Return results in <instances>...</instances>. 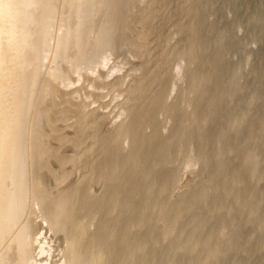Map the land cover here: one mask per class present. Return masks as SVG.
<instances>
[{
  "label": "rangeland",
  "instance_id": "rangeland-1",
  "mask_svg": "<svg viewBox=\"0 0 264 264\" xmlns=\"http://www.w3.org/2000/svg\"><path fill=\"white\" fill-rule=\"evenodd\" d=\"M86 1H45L53 19L35 5L24 56L38 73L23 67L21 87H32L4 91L23 110L0 264H264V0Z\"/></svg>",
  "mask_w": 264,
  "mask_h": 264
},
{
  "label": "bare ground",
  "instance_id": "bare-ground-1",
  "mask_svg": "<svg viewBox=\"0 0 264 264\" xmlns=\"http://www.w3.org/2000/svg\"><path fill=\"white\" fill-rule=\"evenodd\" d=\"M40 1H42V0H40ZM47 2V4H45L44 2ZM51 1H53V0H51ZM55 1V0H54ZM65 1H67V0H65ZM70 0H68V2H69ZM76 2V0H73V2ZM81 1V0H80ZM84 1V3H85V5L86 4H88L87 3V1L86 0H83ZM86 1V2H85ZM90 1H92V0H90ZM36 2H37V0H0V120H1V117H2V111L4 112V110L5 109H7L8 111L6 112V110H5V113H8L7 115L6 114H4L5 116H7L5 119H7L6 121H3L5 124L2 126L1 125V122H2V120H1V122H0V207L2 206V202H3V204H4V201H2L3 199H2V192H4V193H6L3 189L4 188H6V187H4V183H5V179H3L4 177H5V173H6V170H7V168H10V166H11V161H12V159L14 160L15 159V156L13 157V158H11L10 159V156H13L14 154L13 153H10V151L11 150H13L12 149V147L10 146L11 145V140H13L14 139V137H13V134H14V136H17V138L18 139H20V137H18V135L15 133V129H17L16 127H15V129L13 130V128H14V125H16V123H14V121L12 120V118H17L18 119V116H22V115H20V113H22V110H20L19 112H18V109L20 108V106H21V104L20 103H22L21 101H19V97H18V99H17V101H14V102H12L13 100L11 99H3V96L4 95H6V92L7 93H9L8 91H10V93L11 94H14L13 96H16V98H17V96L18 95H16L15 93H19V91H23V93H24V91H25V93H26V91L27 90H23V89H25L26 88V86H30V88L32 87V85H30V83H28L29 85H27L26 83L28 82V79L26 80V83H25V88L22 86L21 87V85L23 84V81H22V83H21V81H20V78L22 77V79H23V77H24V75L23 76H21L20 77V72L21 73H23V71H24V69L22 70V68L24 67H29V69H31L32 70V72L31 71H27V72H31L32 73V75L34 76V74H33V68L36 66V65H32V66H34V67H32L31 66V68H30V65L28 66V61H30L29 59H33V57H31L29 54V57L28 56H24L25 54H24V50H25V48L27 47V44L29 43L28 41L30 40V42L32 41V44L34 43V42H36L35 40V38H37V37H35V38H33L32 40H31V38L33 37V36H35V35H33V34H31V32H33L34 30L32 29L33 27H32V25L33 24H35V22H34V13H35V11H33V9H34V7H35V5H36V7H37V4H36ZM48 2H49V0H44L43 1V3L45 4V5H47V6H45L47 9H48ZM89 2V1H88ZM113 2V1H112ZM38 3V2H37ZM43 3L41 4V6H43ZM52 3V2H51ZM72 3V2H71ZM83 2H82V5L84 4ZM39 4V3H38ZM68 4V3H67ZM78 5H79V2L77 3ZM90 4V3H89ZM115 4V3H114ZM65 5V4H64ZM69 5V4H68ZM71 5V4H70ZM69 5V6H70ZM74 5V4H73ZM93 5V4H92ZM95 5V4H94ZM116 5V4H115ZM40 6V7H41ZM43 6V7H44ZM49 6H50V4H49ZM56 6H57V4H56ZM117 6V5H116ZM115 6V7H116ZM35 7V8H36ZM39 7V6H38ZM37 7V8H38ZM39 7V8H40ZM51 8H49V11L48 10H46V9H44L46 12H40L41 10L43 11V9H37L40 13H42V14H47V12L49 13L50 11H52V10H50V9H52L54 6H50ZM72 7V6H71ZM74 7V6H73ZM78 10H79V7H77V6H75ZM61 8V7H60ZM89 8V7H88ZM92 8V7H91ZM55 9V8H54ZM70 8H65V10H69ZM72 9V8H71ZM70 9V10H71ZM75 8H74V12H75ZM84 10V9H83ZM32 11L34 12L33 14H32ZM77 11V10H76ZM85 11V10H84ZM91 11V10H90ZM66 12V11H65ZM69 12V11H68ZM67 12V13H68ZM71 12H72V10H71ZM71 12H70V14H71ZM82 12V11H81ZM40 13H38L37 15L39 16L40 15ZM55 13V12H54ZM64 13V12H63ZM73 13V12H72ZM52 14H53V12H52ZM66 14V13H65ZM69 14V17H71V15ZM79 14H81L80 13V10H79ZM82 14H84V13H82ZM37 15H35V16H37ZM48 15V14H47ZM50 15V14H49ZM47 16V17H49V18H52V17H50V16ZM54 15V14H53ZM63 16H64V14H62ZM74 15V14H73ZM87 15V14H86ZM37 16V17H38ZM44 16V15H43ZM52 16V15H51ZM60 16H61V14H60ZM61 16L62 17V19L66 16ZM78 16H80V15H78ZM40 17V16H39ZM42 17V16H41ZM54 17V16H53ZM68 16H66V18H67ZM74 17V19L73 20H75V16H73ZM80 17H82V16H80ZM65 18V19H66ZM79 18V17H78ZM39 19V18H38ZM40 19H46L45 18V16L44 17H42V18H40ZM53 19V18H52ZM61 19V20H62ZM65 19H64V21H65ZM81 19V18H80ZM37 20V19H36ZM35 20V21H36ZM77 20V19H76ZM51 20L49 19V21H48V24L49 23H51L50 22ZM63 21V20H62ZM69 21H70V18H69ZM68 21V22H69ZM37 22H39L40 24H41V22H40V20L39 21H37ZM44 22V21H43ZM42 22V23H43ZM45 22L47 23V21L45 20ZM61 22V21H60ZM59 22V23H60ZM46 23H45V25H46ZM70 23H72L71 21H70ZM77 23L78 22H75V24L77 25ZM113 23V22H112ZM111 23V24H112ZM47 24V25H48ZM66 24H67V22H66ZM74 24V23H73ZM60 25V24H59ZM64 25V24H63ZM75 25V26H76ZM43 26V25H42ZM69 26V25H68ZM70 26H74V25H70ZM112 26V25H111ZM110 26V27H111ZM116 26H119L118 24L116 25ZM32 27V28H31ZM38 27V26H37ZM49 27H50V25H49ZM49 27H46V28H49ZM61 26H59V28H60ZM66 27V26H65ZM115 27V26H114ZM41 30L43 29V28H45L44 26H43V28H41V27H39ZM71 28H73V27H71ZM71 28H65L66 29V31L65 30H63L62 32H64L63 33V35L64 36H62V38L60 39V40H62L63 38L65 39V40H67L65 37H67L68 38V36H72V35H70V34H68L67 35V33L66 32H68L67 31V29L69 30V33H70V31H71ZM62 29V28H61ZM64 29V28H63ZM106 29V28H105ZM105 29H101V31L103 32V30H105ZM31 30H33V31H31ZM41 30H40V34H41ZM47 30V29H46ZM60 30V29H59ZM74 29H72V31H73ZM106 30H108V29H106ZM110 30V29H109ZM108 30V31H109ZM113 30V29H112ZM111 30V31H112ZM118 30V29H117ZM39 31V30H38ZM45 31V30H44ZM48 31V30H47ZM47 31H45V35H47ZM61 31V30H60ZM71 31V32H72ZM43 32V31H42ZM116 32V31H115ZM34 34L36 33V31L35 32H33ZM38 33V32H37ZM60 33V32H59ZM65 33H66V35H65ZM101 33V32H100ZM105 33V32H104ZM107 33V32H106ZM118 33V32H117ZM44 34H43V37L41 38V40H44L43 38L45 37L44 36ZM71 34H74V33H71ZM112 34H114L113 32L111 33V35ZM32 37H31V36ZM39 35V34H38ZM37 35V36H38ZM42 35V34H41ZM49 35H50V31H49ZM76 35H77V33H76ZM102 35V34H101ZM106 35V34H105ZM115 35V34H114ZM78 36H80V35H78ZM108 36V35H107ZM39 37V36H38ZM74 37V36H73ZM81 37H82V35H81ZM80 37V39L78 40L79 42L81 41V38ZM98 37H100L99 35H98ZM104 37V36H103ZM109 37V36H108ZM112 37V36H111ZM115 37H116V35H115ZM115 37H112V38H115ZM30 38V39H29ZM83 38H85V37H83ZM117 38V37H116ZM35 39V40H34ZM59 39V38H58ZM70 39H72V38H70ZM76 39V38H75ZM96 39V38H95ZM40 40V41H41ZM47 40H49V39H47ZM60 40H57V41H60ZM65 40H63L64 41V44H65ZM69 40V39H68ZM37 41V43H39V44H41V45H43V43H41V42H43V41ZM45 41V40H44ZM75 41H77V40H75ZM74 41V42H75ZM84 40L82 39V42H83ZM85 41H86V38H85ZM104 41V40H103ZM105 41H106V38H105ZM62 42V41H61ZM79 42H77V44L79 43ZM97 42V41H96ZM98 42H99V44L100 45H98L97 47H99V46H101V44L103 43H100V39L98 40ZM37 43H35L36 45H35V47H37ZM46 43H47V41H46ZM63 43V42H62ZM62 43H59L60 45H61V47H63V45L64 44H62ZM81 43V42H80ZM84 43V42H83ZM87 43H88V41H87ZM112 43H113V41H112ZM116 43V42H115ZM77 44H75V46H78ZM96 44H98V43H96ZM106 43H104V44H102V47H103V45H105ZM110 44H111V42H110ZM34 45V44H33ZM32 45V46H33ZM56 45H58V43L56 44ZM66 45V44H65ZM68 45V44H67ZM81 45V44H80ZM84 45V44H83ZM91 45H93V44H91ZM109 45V44H108ZM116 45V44H115ZM32 46H29L28 45V47L27 48H29L30 49V47L32 48ZM43 46H46V45H43ZM59 46V45H58ZM86 46V45H85ZM40 47V46H39ZM38 47V48H39ZM60 47V48H61ZM79 47V46H78ZM87 47V46H86ZM94 47L96 48V45H94ZM34 48V47H33ZM37 48V49H38ZM42 48H44V47H42ZM66 48V47H65ZM80 48H84V47H81L80 46ZM79 48V50H83V49H80ZM105 48V47H104ZM36 48H35V51L37 50ZM47 49V48H46ZM59 49V48H58ZM77 50H78V48H76ZM89 49V48H88ZM87 49V50H88ZM91 50H92V48H90ZM27 50V49H26ZM31 50V53H32V49H30ZM43 50V49H42ZM57 50V49H56ZM62 50V49H61ZM60 49H59V52H58V54H60L61 52L63 53V51H61ZM65 50V49H64ZM76 50V52H78ZM33 51H34V49H33ZM35 51H34V53L33 54H35ZM39 51H40V48H39ZM46 51V50H45ZM70 50H68L67 49V51L66 52H69ZM75 51V50H74ZM74 51L73 52H70L69 54L71 55V53H72V55H73V53H74ZM108 51V50H107ZM106 51V52H107ZM28 52V51H27ZM41 52V51H40ZM39 52V53H40ZM57 51H55L54 52V55L55 54H57L56 53ZM75 52V53H76ZM83 52V51H82ZM82 52H79L80 54L82 53ZM87 53L89 52V51H86ZM38 53V54H39ZM79 53L77 54V55H79ZM86 53V54H87ZM105 53V52H104ZM104 53H102V55L104 54ZM27 54V53H26ZM32 54V55H33ZM37 54V53H36ZM57 54V55H58ZM64 54V53H63ZM63 54H62V56H63ZM83 54H85L84 52H83ZM85 54V55H86ZM42 55V54H41ZM61 55V54H60ZM84 55V56H85ZM35 56V55H34ZM38 56V55H37ZM40 56V55H39ZM76 56V55H75ZM80 56H83L82 54L80 55ZM80 56H79V58H80ZM88 56V55H87ZM87 56H85V57H87ZM41 57V56H40ZM58 58L57 59H59V56H57ZM66 57V56H65ZM68 57V56H67ZM84 57V58H85ZM34 58H36L37 60L39 59V57L37 58V57H34ZM43 58V57H42ZM41 58V59H42ZM61 58V57H60ZM70 58H71V56H70ZM75 58V57H74ZM55 59H56V56H55ZM62 59L64 60V58L62 57ZM71 59H73V58H71ZM81 60H82V57L80 58ZM89 59V58H88ZM67 60V59H66ZM70 60V59H69ZM74 60V59H73ZM76 60H79V59H76ZM76 60H74V61H76ZM81 60H79V61H81ZM33 61V60H32ZM39 61V60H38ZM59 61H60V59H59ZM72 60H70V61H67V67L69 66L68 64H71V63H68V62H71ZM84 62L86 61L87 62V58H86V60H83ZM82 61V62H83ZM35 62H36V60H35ZM58 62V61H57ZM63 62V61H62ZM85 62V63H86ZM37 63V62H36ZM35 63V64H36ZM53 63V62H52ZM60 63V62H59ZM24 64H26L25 66H24ZM54 64V63H53ZM64 64H66V63H64ZM73 65H74V63H72ZM72 65V66H73ZM78 65H79V63H78ZM83 65V64H82ZM57 65H54V66H52V69H51V72L52 73H50L51 75H52V77H58L59 75H60V68H58L57 69V67H56ZM66 66V65H65ZM76 66V65H75ZM84 66H85V64H84ZM37 67H38V65H37ZM37 67H35V70L37 69ZM61 67V66H60ZM64 67V66H63ZM76 67H78V66H76ZM76 67L74 68V66H73V68L74 69H76ZM80 67V66H79ZM78 67V68H79ZM83 67V66H82ZM56 69V70H58V74H57V71L56 70H53V69ZM70 68V67H69ZM81 68V67H80ZM26 69V68H25ZM71 70H72V68H70ZM22 70V71H21ZM26 70H28V68L26 69ZM25 72V71H24ZM63 72V71H62ZM35 73H36V71H35ZM37 73H38V69H37ZM64 73V72H63ZM66 73V72H65ZM26 74V73H25ZM30 74V73H29ZM57 74V75H56ZM62 74V73H61ZM37 75V74H36ZM39 75V74H38ZM60 76H62V75H60ZM58 77V78H61V77ZM25 77H27V76H25ZM30 77H31V75H30ZM29 77V78H30ZM64 77H65V75H64ZM19 78V79H18ZM32 78V77H31ZM62 78H63V76H62ZM62 78L60 79V80H62ZM125 78V77H124ZM25 79V78H24ZM33 79V78H32ZM34 79L36 80V76L34 77ZM52 79H54V78H52ZM56 79V78H55ZM19 80V81H18ZM60 80H58V81H60ZM65 80V79H64ZM183 80V79H182ZM32 81V80H31ZM37 81V80H36ZM54 81V80H53ZM19 82H20V84H19ZM29 82H30V79H29ZM32 82H34V81H32ZM42 84H44L43 82H42ZM52 84V85H51ZM68 84V83H67ZM54 84L52 83V81L50 82V81H47V82H45V84H44V86H42L43 88H45L46 89V91L48 90V93H50L49 92V90L50 89H53V87H51V86H53ZM33 86H34V84H33ZM54 87H55V85H54ZM10 88V89H9ZM56 88H57V86H56ZM56 88H54V89H56ZM58 89V88H57ZM60 89V88H59ZM17 90H18V92H17ZM39 90V89H38ZM41 90L42 91H44L42 88H41ZM61 90V89H60ZM4 91H6L5 93H4ZM32 91V89L30 90V92ZM51 92H54V91H51ZM23 93H22V95H23ZM28 93V92H27ZM57 93V92H56ZM59 93V92H58ZM41 94V93H40ZM46 94V93H45ZM45 94H44V96H45ZM48 95V94H47ZM46 95V96H47ZM50 95V94H49ZM48 95V96H49ZM53 95V94H52ZM57 95V94H56ZM9 98H11L10 97V94L9 95H7ZM12 96V95H11ZM12 96V97H13ZM47 96V97H48ZM4 97H6V96H4ZM7 97V98H8ZM24 97H26V96H24ZM43 97V96H42ZM22 98V97H21ZM27 98H29V96L27 97ZM26 98V99H27ZM13 99H15V98H13ZM25 99V98H24ZM4 100H10V102L13 104V106H15L14 107V109L17 107V111H16V109L13 111L12 110V107H11V109H8V108H10L9 106L7 107V108H5L4 110H2V105L4 104L3 103V101ZM20 100H22V99H20ZM32 100V99H31ZM52 100V99H51ZM50 100V101H51ZM7 101V102H8ZM4 102H6V101H4ZM17 102V103H16ZM28 102V101H27ZM26 101H25V103H27ZM5 104H8V103H5ZM24 104V103H23ZM42 104V103H41ZM64 105V104H63ZM11 106V105H10ZM22 106H24V105H22ZM44 106V105H43ZM69 106V105H68ZM4 107H5V105H4ZM19 107V108H18ZM25 107V106H24ZM36 107H38V106H36ZM40 107V106H39ZM26 108H27V106H26ZM35 108V107H34ZM68 108V107H67ZM21 109V108H20ZM37 109V108H36ZM10 110H12L13 111V116L11 115V113H12V111H10ZM24 111H25V108H24ZM23 111V112H24ZM35 112V111H34ZM43 112V111H42ZM44 113V112H43ZM19 114V115H18ZM45 114V113H44ZM60 114V113H59ZM3 115V116H4ZM4 116V117H5ZM40 116H41V114H40ZM4 117H2V118H4ZM23 117H24V114H23ZM22 117V118H23ZM21 118V117H20ZM4 119V120H5ZM16 119V120H17ZM15 120V119H14ZM15 120V122H17ZM39 121H41L40 119H38ZM11 121H12V123H11ZM22 121V120H21ZM38 121V122H39ZM23 122V121H22ZM14 123V124H13ZM35 123H37V122H35ZM13 124V125H12ZM18 124H21L20 123V121H18ZM38 124V123H37ZM118 124V123H117ZM21 125H23V124H21ZM41 125V124H40ZM13 126V127H12ZM18 126V125H17ZM24 126V125H23ZM126 126V125H125ZM38 127H39V125H38ZM18 128H19V126H18ZM126 128V127H125ZM11 129L14 131V133L12 134V132H11ZM22 130H23V128H21ZM19 130H20V128H19ZM20 135V134H19ZM40 135L42 136V134L40 133ZM17 138L12 142V146H14V142L17 140ZM22 138V137H21ZM40 138V137H39ZM41 140V139H40ZM23 141V140H22ZM38 141V140H37ZM20 142V141H19ZM40 142V141H39ZM39 142H38V144H39ZM15 143H18V140L15 142ZM36 144V143H35ZM34 145V144H33ZM16 146V145H15ZM14 146V147H15ZM22 146V145H21ZM19 149V148H18ZM21 149V148H20ZM17 150V149H16ZM39 151V150H38ZM11 152H14L15 153V151L13 150V151H11ZM34 152V151H33ZM22 153V152H21ZM39 153V152H38ZM41 153V152H40ZM43 153V152H42ZM11 154H13V155H11ZM32 154H35V153H32ZM10 155V156H9ZM21 155V154H20ZM17 156V155H16ZM41 156H42V154H41ZM38 157V156H37ZM20 158V157H19ZM53 158V157H52ZM17 159L18 158H16L15 160H16V162H17ZM11 160V161H10ZM14 160V161H15ZM20 160V159H19ZM22 160V159H21ZM31 160V159H30ZM42 160H44V159H42ZM54 160V159H53ZM8 161H9V163H8ZM13 161V162H14ZM37 161H38V159H37ZM11 162V163H10ZM22 162V161H21ZM39 162V161H38ZM45 162V161H44ZM15 163V162H14ZM9 164H10V166H9ZM20 165H22V164H20ZM12 166H15L14 164H12ZM16 166H17V164H16ZM18 166H19V163H18ZM36 166H39V165H37L36 164ZM51 166V165H50ZM12 168L13 167H11V171H12ZM15 168V167H14ZM21 168V167H20ZM50 168V167H49ZM19 169V168H18ZM38 169V168H37ZM14 170V169H13ZM46 170V169H45ZM9 172H10V170H8ZM15 171V170H14ZM10 172V174H14L15 172ZM21 171V170H20ZM8 172V173H9ZM17 172H18V170H17ZM8 175V174H7ZM19 174H17V176H18ZM38 176V175H37ZM50 176V175H49ZM16 177V176H15ZM19 177V176H18ZM22 177V176H21ZM53 177V176H52ZM58 177V176H57ZM6 178H7V176H6ZM40 178V177H39ZM10 180L11 179H14V178H9ZM23 179H25V178H23ZM59 179V178H58ZM61 179V178H60ZM63 179V178H62ZM41 180V179H40ZM56 180V179H55ZM76 180V179H75ZM80 180V179H79ZM14 181V180H13ZM18 181H20V180H18ZM58 181V180H57ZM4 182V183H3ZM21 183L23 182V181H20ZM43 182V181H42ZM55 182V181H54ZM16 183V182H15ZM24 183V182H23ZM77 184V183H76ZM8 185V184H7ZM19 185V184H18ZM18 185H16V186H18ZM64 185V184H63ZM4 187V188H3ZM8 187V186H7ZM21 187H24L22 184H21V186H20V188ZM42 188V187H41ZM7 189V188H6ZM12 189V188H11ZM13 190V189H12ZM10 191V194L12 195V193L11 192H13V191ZM21 190V189H20ZM40 190V189H39ZM7 191H9V188L7 189ZM34 191V190H33ZM41 191H42V189H41ZM43 191H45V190H43ZM67 191V190H66ZM21 192H22V190H21ZM62 192V191H61ZM3 193V194H4ZM9 193V192H8ZM8 193H6L7 195H10V194H8ZM44 193V192H43ZM61 194V193H60ZM10 195V196H11ZM16 195V196H15ZM41 195V194H40ZM44 196V195H43ZM62 196V195H61ZM8 196H6L5 198H7ZM64 197V196H63ZM4 198V197H3ZM8 198H10V197H8ZM7 198V199H8ZM45 198V197H44ZM69 198V197H68ZM18 199H19V195H18V193H16L15 194V192H14V194H13V196H11V198L9 199V201H7V202H5L6 204H8V206H7V210H6V208H4L5 209V213L4 212H0L2 215H0V218H1V216L3 217L2 219H4V217H5V223H4V225L7 227V226H9L10 224H8L7 222V217H9V214H8V212L12 209L13 210V207H15V205L17 204V202H18ZM42 199V198H41ZM46 199V198H45ZM36 200L38 201V200H40V196H39V199L38 198H36ZM49 200V199H48ZM60 200V199H59ZM63 200V199H62ZM61 200V201H62ZM44 201V200H43ZM50 201V200H49ZM36 202V201H35ZM40 202H41V200H40ZM68 202V201H67ZM16 203V204H15ZM42 203V202H41ZM62 203L63 204H66L65 202H63L62 201ZM10 204V205H9ZM12 204H14V205H12ZM52 204H53V202H52ZM13 207H12V206ZM37 205V204H36ZM38 205H40L39 203H38ZM45 206L46 205H49V204H44ZM59 205V204H58ZM11 208H10V207ZM55 206V205H54ZM60 206V205H59ZM65 206V205H64ZM64 206L63 207H61V210L62 211H64ZM6 207V206H5ZM9 207V208H8ZM39 207V206H38ZM40 207H42L43 208V204L40 206ZM51 207V206H50ZM53 207V206H52ZM60 207L58 208V209H60ZM2 208V207H1ZM0 208V209H1ZM15 208H18V204L16 205V207ZM54 208V207H53ZM57 208V207H56ZM64 208V209H63ZM4 209H2L3 211H4ZM8 209H9V211H8ZM2 210H0V211H2ZM16 210L17 209H15L14 210V213L16 212ZM48 210H50V209H47V211ZM51 210H53V209H51ZM55 210V209H54ZM61 210H58L57 212H61ZM66 211V210H65ZM50 212V211H49ZM10 213H13V211L11 212L10 211ZM51 213V212H50ZM59 213H56L57 214V218L55 217V220H57V221H59V220H65L66 218H68L67 217V215L66 214H64L63 212H61L60 214H61V216L59 217L58 216V214ZM7 214V215H6ZM68 214V213H67ZM6 215V216H5ZM44 215V214H43ZM47 215V214H46ZM52 216V215H51ZM50 217V216H49ZM10 218H12V217H10ZM14 218V217H13ZM60 218V219H59ZM59 219V220H58ZM1 220V219H0ZM11 220V219H10ZM54 220V221H55ZM3 221V220H2ZM1 221V222H2ZM3 221V222H4ZM14 221V220H13ZM0 222V223H1ZM15 222V221H14ZM60 222V221H59ZM6 223H7V225H6ZM28 223V222H27ZM54 223V222H53ZM58 223V222H57ZM61 223V222H60ZM59 223V224H60ZM49 224H50V222H49ZM62 224V223H61ZM2 225V224H1ZM0 225V226H1ZM25 225H26V223H25ZM5 226H3V227H5ZM61 226V225H60ZM2 227V226H1ZM3 227L2 228H0V229H2L3 230ZM23 227V226H22ZM22 227H20V228H22ZM58 227V226H57ZM61 227H63V226H61ZM60 228V227H59ZM65 229V231H66V228H64ZM71 229V228H70ZM2 230H0L1 232H2ZM20 230V232L22 231L21 229H19ZM18 230V231H19ZM25 230V231H24ZM73 230V229H72ZM60 231V230H59ZM22 232H26V227L24 228L23 227V231ZM28 232V231H27ZM27 232H26V234H27ZM19 233L17 232V236H16V238L18 237V239H16L17 240V243H18V246L19 245H21V247H20V249L23 247V245L25 244V243H28L29 241H30V239H29V237H28V240L29 241H25V243L23 242L24 240H25V237H26V235H25V237H24V234L25 233H23V234H19ZM29 234V233H28ZM80 234V233H79ZM15 235V234H14ZM23 235V236H22ZM66 235V234H65ZM67 236V235H66ZM22 237H24V239L22 240ZM82 237V236H81ZM27 238V237H26ZM71 240V239H70ZM15 241V240H14ZM16 242V241H15ZM14 242V243H15ZM24 243V244H23ZM16 244V243H15ZM26 245V244H25ZM27 245H29V244H27ZM31 245V244H30ZM15 246V245H14ZM16 248V247H15ZM26 248V247H25ZM29 248V247H28ZM28 248H26V249H28ZM14 249V248H13ZM20 249H18V250H20ZM15 250V249H14ZM22 250H23V248H22ZM29 250V249H28ZM24 251V253L23 254H25V249L23 250ZM30 251V250H29ZM16 252V250L14 251V253ZM75 256L76 255H78L79 253H78V251L77 250H74V251H71ZM13 253V254H14ZM19 253H21V251H19ZM18 252H17V254H19ZM28 253V252H27ZM26 253V254H27ZM16 254V253H15ZM22 254V255H23ZM32 254V253H31ZM20 255V254H19ZM15 256V255H14ZM21 256V255H20ZM37 257V256H36ZM13 258H15V257H13ZM18 258V257H17ZM31 258V257H30ZM16 259V258H15ZM27 258H25V259H23V260H26ZM2 260V259H1ZM0 260V261H1ZM29 261V260H28ZM27 261V262H28ZM14 262V261H13ZM16 263H17V261H15ZM85 262V261H84ZM2 263H4V261H2ZM8 263V262H7ZM15 263V264H16ZM20 263V262H19ZM18 263V264H19ZM23 263V262H22ZM36 263H38V262H36ZM9 264V263H8ZM13 264V263H12ZM84 264V263H83Z\"/></svg>",
  "mask_w": 264,
  "mask_h": 264
}]
</instances>
